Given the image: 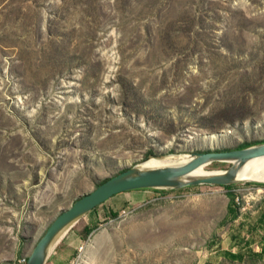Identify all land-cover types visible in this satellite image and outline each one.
<instances>
[{"label": "rangeland", "instance_id": "rangeland-1", "mask_svg": "<svg viewBox=\"0 0 264 264\" xmlns=\"http://www.w3.org/2000/svg\"><path fill=\"white\" fill-rule=\"evenodd\" d=\"M243 143L264 144V0H0V264L152 156ZM230 190L112 198L47 264H264V183Z\"/></svg>", "mask_w": 264, "mask_h": 264}, {"label": "water", "instance_id": "water-1", "mask_svg": "<svg viewBox=\"0 0 264 264\" xmlns=\"http://www.w3.org/2000/svg\"><path fill=\"white\" fill-rule=\"evenodd\" d=\"M179 157L182 154H174ZM170 155L150 157L163 159ZM184 161L170 162L160 166H142L141 163L110 178L90 194L82 197L72 207L64 211L51 224L40 239L27 264H47L52 253L66 234L85 216L116 195L135 190L177 189L187 185L213 184L228 185L239 181L238 170L248 160L264 158V144L239 150L190 153ZM173 157V156H172ZM214 161H231L230 166L214 175L194 176L192 172Z\"/></svg>", "mask_w": 264, "mask_h": 264}, {"label": "bare ground", "instance_id": "bare-ground-1", "mask_svg": "<svg viewBox=\"0 0 264 264\" xmlns=\"http://www.w3.org/2000/svg\"><path fill=\"white\" fill-rule=\"evenodd\" d=\"M173 156V157H172ZM187 154H182L179 157H175V155L167 156L163 159H150L141 163L142 166H160L161 164H166L170 162H179L188 159ZM231 164V161H229ZM223 170H202L197 169L192 172L194 176H202V175H214L219 174ZM237 178L239 181H255L264 183V158L261 159H253L246 161L241 168L238 170Z\"/></svg>", "mask_w": 264, "mask_h": 264}, {"label": "trees", "instance_id": "trees-1", "mask_svg": "<svg viewBox=\"0 0 264 264\" xmlns=\"http://www.w3.org/2000/svg\"><path fill=\"white\" fill-rule=\"evenodd\" d=\"M255 144H251V143H243L241 144L240 146H238L236 149L234 150H239V149H244V148H247V147H250V146H253ZM224 151H229V150H224ZM207 153V152H205ZM109 180V179H107ZM107 180L103 181L102 183L106 182ZM101 183V184H102ZM100 184V185H101ZM223 187L227 188L228 189V197L230 198V200H234L235 197L233 196V193L231 192L230 188L232 186V184H228V185H222ZM146 190H150V189H146ZM106 203V202H105ZM96 210V209H95ZM94 210V211H95ZM229 214H231L233 216V218H236L239 214V210L236 211L232 205L230 206V209H229ZM112 215L116 216L115 212L112 213ZM86 233H90L92 230L90 228H86L85 229ZM263 253H264V250H263ZM226 259L228 260H231V261H239V262H243L245 260V257L242 253H233V252H230V251H225L224 255H223Z\"/></svg>", "mask_w": 264, "mask_h": 264}, {"label": "crops", "instance_id": "crops-1", "mask_svg": "<svg viewBox=\"0 0 264 264\" xmlns=\"http://www.w3.org/2000/svg\"><path fill=\"white\" fill-rule=\"evenodd\" d=\"M145 193L146 192H148V191H144ZM130 193H128V192H125V193H121V194H119V195H116V196H114L113 198H117V197H120V196H123L122 197V201L125 203V204H131L132 202H131V199H129V198H132V196L131 195H129ZM129 196V197H128ZM133 197H134V195H133ZM112 199V198H111ZM134 203V202H133ZM105 204V203H104ZM259 210H260V220H261V222L262 221H264V202L260 205V207H259ZM239 253H243L242 251H239Z\"/></svg>", "mask_w": 264, "mask_h": 264}, {"label": "built area", "instance_id": "built-area-1", "mask_svg": "<svg viewBox=\"0 0 264 264\" xmlns=\"http://www.w3.org/2000/svg\"><path fill=\"white\" fill-rule=\"evenodd\" d=\"M132 213V211H129L127 209L123 210L120 212V215L119 216H127V215H130Z\"/></svg>", "mask_w": 264, "mask_h": 264}]
</instances>
